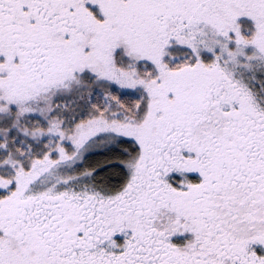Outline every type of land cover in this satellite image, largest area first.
Here are the masks:
<instances>
[{"label":"snow or ice","instance_id":"snow-or-ice-1","mask_svg":"<svg viewBox=\"0 0 264 264\" xmlns=\"http://www.w3.org/2000/svg\"><path fill=\"white\" fill-rule=\"evenodd\" d=\"M0 264H264V0H0Z\"/></svg>","mask_w":264,"mask_h":264}]
</instances>
